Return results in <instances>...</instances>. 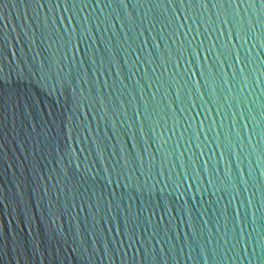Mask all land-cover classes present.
I'll list each match as a JSON object with an SVG mask.
<instances>
[{
    "label": "water",
    "instance_id": "obj_1",
    "mask_svg": "<svg viewBox=\"0 0 264 264\" xmlns=\"http://www.w3.org/2000/svg\"><path fill=\"white\" fill-rule=\"evenodd\" d=\"M205 2L0 0V264H264V0Z\"/></svg>",
    "mask_w": 264,
    "mask_h": 264
},
{
    "label": "snow or ice",
    "instance_id": "obj_2",
    "mask_svg": "<svg viewBox=\"0 0 264 264\" xmlns=\"http://www.w3.org/2000/svg\"><path fill=\"white\" fill-rule=\"evenodd\" d=\"M84 2H86V0H84ZM93 2L95 3L96 0H93ZM201 2L206 4L205 0H201ZM222 2L227 3L228 0H222ZM41 6L43 7L44 5L42 4Z\"/></svg>",
    "mask_w": 264,
    "mask_h": 264
}]
</instances>
